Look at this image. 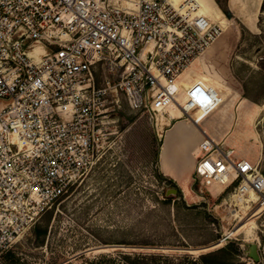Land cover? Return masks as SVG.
<instances>
[{
  "label": "built area",
  "instance_id": "2783aa9c",
  "mask_svg": "<svg viewBox=\"0 0 264 264\" xmlns=\"http://www.w3.org/2000/svg\"><path fill=\"white\" fill-rule=\"evenodd\" d=\"M192 0H0V256L95 162L122 92L157 118L213 112L221 91L182 74L223 28ZM100 62L120 80L98 85ZM192 110H194L192 112ZM195 172L264 199V173L202 128Z\"/></svg>",
  "mask_w": 264,
  "mask_h": 264
},
{
  "label": "rangeland",
  "instance_id": "374dc122",
  "mask_svg": "<svg viewBox=\"0 0 264 264\" xmlns=\"http://www.w3.org/2000/svg\"><path fill=\"white\" fill-rule=\"evenodd\" d=\"M192 1L227 25L182 74L184 84L201 79L225 91L200 123L264 173V0H230L229 11L225 0ZM122 75L104 62L94 69L98 85ZM111 99L95 162L3 252L0 264H264V199L254 193L240 202L235 182L209 186L196 172L182 187L159 164L163 131L181 116L157 118L122 92ZM171 163L184 169L178 157ZM172 187L178 190L168 193ZM252 242L258 260L248 252Z\"/></svg>",
  "mask_w": 264,
  "mask_h": 264
},
{
  "label": "crops",
  "instance_id": "0c3cea01",
  "mask_svg": "<svg viewBox=\"0 0 264 264\" xmlns=\"http://www.w3.org/2000/svg\"><path fill=\"white\" fill-rule=\"evenodd\" d=\"M228 3L231 5L230 0ZM202 113L200 112L195 118L200 119ZM202 128L212 134L215 132L212 127L209 128L202 123L197 124L184 117L172 119L163 131L159 149L160 168L163 173L174 178L182 187H188L191 184L199 156V143L203 137ZM183 132L186 133L185 137H183ZM172 157H178L183 162L184 169L182 171H179L171 163Z\"/></svg>",
  "mask_w": 264,
  "mask_h": 264
},
{
  "label": "bare ground",
  "instance_id": "6f19581e",
  "mask_svg": "<svg viewBox=\"0 0 264 264\" xmlns=\"http://www.w3.org/2000/svg\"><path fill=\"white\" fill-rule=\"evenodd\" d=\"M175 2H179L180 3V1L181 0H174ZM198 12H203V13H208V11H206V10H197ZM210 14V13H209ZM212 17H214L212 14H210ZM215 18V17H214ZM216 20H218L219 21V23L221 24V26H222V28H223V30L224 29H226V27H227V25H225L224 24V20H222L221 18H215ZM189 78H192V77H189ZM188 78V79H189ZM193 80V79H192ZM181 114V110L177 107V106H175L174 104H172L170 107H169V109H168V114H167V116L166 115H162L163 117H165V118H173V117H175V116H177V115H180ZM161 116V117H162ZM206 115L204 114V113H202L201 115H200V119H198L200 122L202 121L201 119H203L204 117H205ZM197 118H195V115H194V120H196ZM216 184V183H215ZM251 195L252 194H254V192L253 191H251V193H250ZM246 199H248V197H246V196H240L239 197V200H240V202H243L244 200H246ZM262 207V206H261ZM260 207V208H261Z\"/></svg>",
  "mask_w": 264,
  "mask_h": 264
},
{
  "label": "water",
  "instance_id": "95a60500",
  "mask_svg": "<svg viewBox=\"0 0 264 264\" xmlns=\"http://www.w3.org/2000/svg\"><path fill=\"white\" fill-rule=\"evenodd\" d=\"M195 122V121H193ZM196 123V122H195ZM177 191V188L176 187H172V188H169L167 190V192H176ZM248 252L251 256H253L255 259H259L260 258V255H259V252H258V245L256 242H252L250 243L249 245V248H248Z\"/></svg>",
  "mask_w": 264,
  "mask_h": 264
},
{
  "label": "trees",
  "instance_id": "16d2710c",
  "mask_svg": "<svg viewBox=\"0 0 264 264\" xmlns=\"http://www.w3.org/2000/svg\"><path fill=\"white\" fill-rule=\"evenodd\" d=\"M217 1L220 2V4H221V1L220 0H217ZM221 5L223 6V8L225 10L229 11V9L227 8L228 7V0H225V4H221ZM228 13L230 14V12H228ZM177 190H178V188H177ZM210 253H212V252H210Z\"/></svg>",
  "mask_w": 264,
  "mask_h": 264
}]
</instances>
